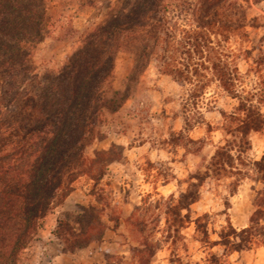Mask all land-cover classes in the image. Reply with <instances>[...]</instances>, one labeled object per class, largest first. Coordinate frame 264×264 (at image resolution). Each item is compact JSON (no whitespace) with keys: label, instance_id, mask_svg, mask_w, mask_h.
I'll list each match as a JSON object with an SVG mask.
<instances>
[{"label":"trees","instance_id":"trees-1","mask_svg":"<svg viewBox=\"0 0 264 264\" xmlns=\"http://www.w3.org/2000/svg\"><path fill=\"white\" fill-rule=\"evenodd\" d=\"M250 1L124 0L117 11L82 31L71 24L65 27L56 39L72 37L73 49L61 64H49L38 61L32 48L52 18L51 0H0V264H19L45 217L64 203L74 182L84 175L94 181L96 203L80 204L77 212L62 211L52 233L66 252L103 240L109 204L97 186L109 165L122 159L125 147L112 143L92 156L86 148L106 137L103 127L153 59L182 87L190 86L183 96L184 125L178 135L200 143L196 151L212 140L192 139L189 131L196 124L205 125L208 134L220 130L224 137L189 174L184 190L156 199L155 208L162 213L151 229L139 211L147 213L152 206H135L127 219L139 233L138 244L130 248L132 256L139 264H150L167 244L170 264H187L181 254L189 251L183 229L191 224L204 254L199 264H230L233 253L264 246V154L258 159L249 156L251 133L264 128V88L247 90L239 84L242 77L229 44L246 34ZM120 51L133 56L125 90L113 85ZM254 62L262 77L264 52ZM214 83L237 100L231 110L206 103L219 111L217 125L207 121L200 105ZM209 178L229 180L225 208L216 213L225 215V223L218 229L210 228V212L192 209ZM246 178L262 187L253 188L248 224L237 227L228 212L229 197ZM152 196L144 197V205ZM108 220L114 228L119 226V216ZM106 258L109 261V253Z\"/></svg>","mask_w":264,"mask_h":264},{"label":"rangeland","instance_id":"rangeland-1","mask_svg":"<svg viewBox=\"0 0 264 264\" xmlns=\"http://www.w3.org/2000/svg\"><path fill=\"white\" fill-rule=\"evenodd\" d=\"M48 5L52 18L43 37L32 49L38 61L61 64L74 45L72 37L56 39L62 30L71 24L82 31L94 23H99L111 12L121 8L124 0H51ZM247 17L246 34L232 38L229 44L233 62L238 66L242 77L239 84L247 90H253L264 88V67L263 76L259 77L254 62L264 52V0L250 1L247 5ZM132 65V54L125 51L116 54L113 80L115 89L125 90ZM189 88V85L182 87L160 69L155 59L151 60L132 84L125 103L117 113L110 116L103 127L106 137L95 140L86 148V154L92 156L95 150L109 148L112 143L125 147L122 159L109 165L106 175L97 186V190L104 195V201L109 204L105 217L109 225H114V222H109L108 216H120L128 212L131 214L136 205H143L144 208L152 206L147 213L145 209L139 211L140 215L146 217L147 227L151 229L155 218L162 213V209L155 208L156 199L162 196L166 198L170 194L178 195L184 190L189 174L202 166L204 158H209L215 145L223 139L220 130L208 134L205 125L196 124L189 131L192 139H212L200 151H196L200 143L189 142L178 135L184 125L181 116L183 96ZM206 96L208 99L200 105L207 121L213 125L220 123L221 115L216 109L210 110L206 103L226 110H231L237 104V100L228 96L215 83L208 89ZM251 141L252 150L249 156L258 159L264 154V128L260 133H251ZM228 181L207 179L201 188L200 199L192 205L197 213L208 211L212 214L210 228L218 229L225 223V215L216 213L225 208ZM93 184L94 181L86 175L79 177L73 184L74 189H83L88 196L91 195L90 199L94 198L89 204L96 203V195L91 190ZM261 187V183L246 178L238 192L229 197L231 207L228 212L235 226L248 224L254 210L253 188ZM148 193L153 196L144 205L143 199ZM77 211L78 207L74 212ZM163 222L162 214L160 225ZM122 229L127 231L125 238L121 237L118 245L111 250L109 261L112 264H139L131 251L127 256L123 253L130 250V246L138 244L139 233L128 222ZM183 235L189 246L188 252L181 250L183 261L187 264L201 263L204 254L199 242L193 237L194 224L184 228ZM28 251L22 252L19 264H26ZM169 257L170 247L164 244L150 264H170ZM230 264H264V246L233 253Z\"/></svg>","mask_w":264,"mask_h":264},{"label":"crops","instance_id":"crops-1","mask_svg":"<svg viewBox=\"0 0 264 264\" xmlns=\"http://www.w3.org/2000/svg\"><path fill=\"white\" fill-rule=\"evenodd\" d=\"M90 198L91 195L88 196L83 189H74L62 205L57 206L45 217L44 224L38 230L35 239L25 249L29 250L26 264H112L106 258V253L110 256L111 250L118 245V240L127 232L122 228L127 223L130 212L119 216L117 228L109 225L102 241L92 242L75 252L64 251L62 242L52 233L57 217L62 211H74L80 204L87 206L94 201V198ZM109 222L112 221L109 220ZM129 251L131 250L123 252L125 256Z\"/></svg>","mask_w":264,"mask_h":264}]
</instances>
